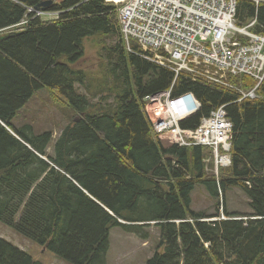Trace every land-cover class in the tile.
<instances>
[{
  "label": "trees",
  "instance_id": "1",
  "mask_svg": "<svg viewBox=\"0 0 264 264\" xmlns=\"http://www.w3.org/2000/svg\"><path fill=\"white\" fill-rule=\"evenodd\" d=\"M47 1L0 0V222L68 264H108L112 229L148 241L151 224L161 241L145 264H264V82L258 99L238 102L127 50L115 4L61 0L44 10L59 17L43 21L33 10ZM256 17L252 30L264 36V4L238 0V26ZM87 42L101 69L95 91V72L77 67ZM132 49L140 51L135 42ZM232 82L256 86L249 77ZM43 90L78 116L55 143L51 131L16 124ZM169 90L203 105L187 129L226 106L232 165L219 178L208 171L211 149L180 148L153 131L144 99ZM199 185L213 199L240 189L252 212L220 220L193 210ZM0 264L42 263L0 238Z\"/></svg>",
  "mask_w": 264,
  "mask_h": 264
},
{
  "label": "built area",
  "instance_id": "2",
  "mask_svg": "<svg viewBox=\"0 0 264 264\" xmlns=\"http://www.w3.org/2000/svg\"><path fill=\"white\" fill-rule=\"evenodd\" d=\"M106 1L119 8L127 50L131 51L135 42L146 59L173 71L176 77L185 74L193 82L234 92L238 102L258 99L264 82V36L252 30L257 17L246 26L237 25L238 0ZM253 1L257 6L264 4V0ZM235 77H249L256 86L245 89L232 82ZM144 102L157 135L163 131L170 143L180 148L211 149L218 178L220 168L231 167L234 124L226 106L202 116L196 128L187 129L183 124L203 108L193 93L174 98L169 90L147 96Z\"/></svg>",
  "mask_w": 264,
  "mask_h": 264
},
{
  "label": "rangeland",
  "instance_id": "3",
  "mask_svg": "<svg viewBox=\"0 0 264 264\" xmlns=\"http://www.w3.org/2000/svg\"><path fill=\"white\" fill-rule=\"evenodd\" d=\"M60 1L61 0H55V4ZM33 11L35 12V10ZM40 18L43 21H51L56 17L46 15L45 12H40ZM28 21L29 20L26 19L21 25L27 24ZM20 27L21 26L16 29ZM86 49V57L77 65V67L95 72V87L92 89L95 91L97 90V85L101 78V69L98 65L99 57L94 42H87ZM101 98L102 96H99L95 102H98ZM146 108L145 112L147 110ZM146 116L152 121V125H154L155 121H153L148 114ZM75 117L77 118L78 116L70 107H67L66 105L62 106L54 95L47 90H43L36 94L23 109L19 117L16 119V124L18 126L25 123L32 124L37 133L51 131L54 134L53 143H55L63 130ZM152 127L154 130V126ZM48 152L50 155L53 154L52 147ZM210 164L211 163L209 162L208 171L209 173L214 174ZM193 210L209 214H218V219L220 220L226 219V211L241 215H246L252 212L249 206V199L240 189L234 188L230 190L227 195L220 192L219 198L213 199L210 193L202 185H199L193 193ZM144 231L149 232L150 234V239L148 241H144L138 235L125 232L120 228L112 229L110 233V249L107 257L108 264H145L157 251L161 241V232L155 224L146 226ZM0 238L28 253L37 262L42 264H68L50 250L42 248L39 244L23 237L2 222H0Z\"/></svg>",
  "mask_w": 264,
  "mask_h": 264
},
{
  "label": "water",
  "instance_id": "4",
  "mask_svg": "<svg viewBox=\"0 0 264 264\" xmlns=\"http://www.w3.org/2000/svg\"><path fill=\"white\" fill-rule=\"evenodd\" d=\"M54 4V1L53 0H48L47 2L41 4L39 6V8H37L36 10L39 11L40 9L42 10H45L47 9L48 7L52 6Z\"/></svg>",
  "mask_w": 264,
  "mask_h": 264
},
{
  "label": "bare ground",
  "instance_id": "5",
  "mask_svg": "<svg viewBox=\"0 0 264 264\" xmlns=\"http://www.w3.org/2000/svg\"><path fill=\"white\" fill-rule=\"evenodd\" d=\"M19 30H20V29H19ZM138 46H139V45H138ZM139 50H140V51H138L139 53H138L137 51L133 50V49H132L130 52H132V53H137V54L141 55L142 57H144V56H145L144 51H143V49H142L140 46H139ZM144 58H145V57H144ZM154 124H155V123H154ZM162 130H163V129H162ZM153 131H154V130H153ZM160 133H161V134H164L163 131H161ZM160 133H159V134H160Z\"/></svg>",
  "mask_w": 264,
  "mask_h": 264
}]
</instances>
